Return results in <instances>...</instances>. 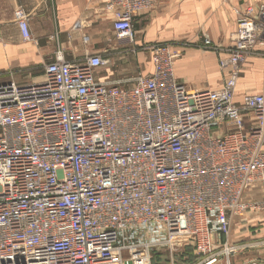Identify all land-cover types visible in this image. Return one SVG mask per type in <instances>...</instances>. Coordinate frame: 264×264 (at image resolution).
Returning a JSON list of instances; mask_svg holds the SVG:
<instances>
[{"label": "built area", "instance_id": "obj_1", "mask_svg": "<svg viewBox=\"0 0 264 264\" xmlns=\"http://www.w3.org/2000/svg\"><path fill=\"white\" fill-rule=\"evenodd\" d=\"M155 3L105 0L114 39L131 47L134 16ZM233 13L217 90L180 84L170 43L145 47L151 72L122 81L98 80L106 55L58 53L38 81L0 85V264H150L184 246L197 264H233L259 243L228 236L237 215L264 214V93L236 100L243 64L264 45V7ZM14 21L29 41L22 8ZM203 47L221 51L206 37Z\"/></svg>", "mask_w": 264, "mask_h": 264}, {"label": "crops", "instance_id": "obj_2", "mask_svg": "<svg viewBox=\"0 0 264 264\" xmlns=\"http://www.w3.org/2000/svg\"><path fill=\"white\" fill-rule=\"evenodd\" d=\"M104 5L105 0H0V85L38 81L43 67L58 53L67 62L80 61L88 54L106 55L112 66L99 70L98 80L122 81L132 77L138 67L143 74L151 72L145 47L170 43L181 51L173 64L177 81L190 90H217L227 73L219 70L218 61L233 47V10L264 7V0H156L151 9L134 16L131 47L114 39L112 15L105 12ZM18 8L28 16L29 41L22 39L14 21ZM204 37L221 51L202 48ZM38 68L40 75L34 78ZM261 93L264 45L243 64L236 100L243 94ZM172 259L170 256V264H175Z\"/></svg>", "mask_w": 264, "mask_h": 264}, {"label": "rangeland", "instance_id": "obj_3", "mask_svg": "<svg viewBox=\"0 0 264 264\" xmlns=\"http://www.w3.org/2000/svg\"><path fill=\"white\" fill-rule=\"evenodd\" d=\"M176 47L175 45H173ZM202 48L203 47V41H202ZM205 49V48H204ZM180 51L179 49H176ZM209 50V49H207ZM181 52V51H180ZM181 55V53H180ZM138 67V66H136ZM139 68V67H138ZM36 74L35 77H39L40 75V69H36L34 71ZM36 78V79H37ZM251 197V194H246L244 197V200L247 201ZM250 236H253L255 238H258L256 240H251ZM252 239H255L253 238ZM264 240V214L262 213H244L237 215L235 218H233L231 224H230V233L228 236V242L229 244H232L235 246H241L245 244H252L256 243L254 246H249L243 250H238L237 254L231 259V263L233 264H250V263H257L261 264L264 262V242H260ZM187 247V248H186ZM184 246L183 248H180L175 256L174 254L169 253V248L165 247L160 251H154L151 253V263L150 264H170V256H172V260L177 262L180 259L187 258V260H192L191 249L188 246ZM186 250V251H185ZM185 251V252H184ZM126 264H130V262H127ZM177 264V263H176ZM216 264H222L220 261Z\"/></svg>", "mask_w": 264, "mask_h": 264}, {"label": "trees", "instance_id": "obj_4", "mask_svg": "<svg viewBox=\"0 0 264 264\" xmlns=\"http://www.w3.org/2000/svg\"><path fill=\"white\" fill-rule=\"evenodd\" d=\"M252 237L253 236H250V239L251 240H256V239H258V238H255V237H253V238H255V239H252ZM186 247V246H185ZM187 248V247H186ZM190 249H191V251H192V253H191V255L190 256H192V260H187V258H184V259H180L179 261H177V262H175V264L177 263V264H196L199 260H200V257L199 256H197V255H195V253H194V250L190 247ZM186 251V250H185ZM184 251V252H185ZM182 254H179L178 256H179V258H180V256H181Z\"/></svg>", "mask_w": 264, "mask_h": 264}]
</instances>
